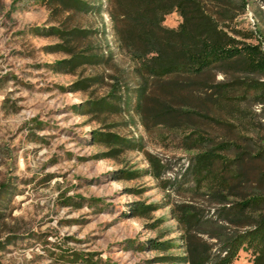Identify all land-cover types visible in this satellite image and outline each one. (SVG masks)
I'll return each mask as SVG.
<instances>
[{
    "label": "trees",
    "instance_id": "trees-1",
    "mask_svg": "<svg viewBox=\"0 0 264 264\" xmlns=\"http://www.w3.org/2000/svg\"><path fill=\"white\" fill-rule=\"evenodd\" d=\"M103 1L45 0L53 14H66L60 26L47 29L49 36L61 40L49 48L68 55L53 65L56 70L75 73L89 66L111 70L82 77L70 86L74 92L92 94L81 112L101 123L94 138L108 151L98 158L142 152L154 167L152 173L162 177L166 172L142 139L113 132L122 123L111 118L127 112H136L146 130H164L178 138L189 155L181 177L165 182L192 195L172 209L183 251L155 260L233 264L242 249H249L254 263L264 264V39L262 33L238 27L252 1L106 0V5ZM104 11L127 61L125 70L115 63L116 53L109 45L103 49L93 43L100 31L72 24L76 14ZM175 12L182 22L177 28L166 26V17ZM98 86H108L107 93L95 97ZM141 175L127 170L119 174L128 179ZM12 188L10 182L0 185V208H8ZM152 208L135 209L145 214ZM5 216L0 209V220ZM15 242L16 237L0 239V251ZM173 244L151 241L149 246L165 252ZM72 256L73 262L98 264Z\"/></svg>",
    "mask_w": 264,
    "mask_h": 264
},
{
    "label": "rangeland",
    "instance_id": "rangeland-1",
    "mask_svg": "<svg viewBox=\"0 0 264 264\" xmlns=\"http://www.w3.org/2000/svg\"><path fill=\"white\" fill-rule=\"evenodd\" d=\"M251 1L238 27L262 33L264 39V0ZM65 17L53 14L45 0H0V185L12 183L14 193L8 208H0L6 215L0 220V239L16 237L0 251V264H82L70 261L73 254L98 264H179L155 259L183 251L172 209L192 195L165 182L181 177L189 155L178 138L146 130L136 112H127L111 118L122 123L113 132L142 139L166 172L162 177L152 173L142 152L129 151L120 159L97 157L108 151L94 138L101 123L81 112L92 94L70 86L111 70H56L53 65L68 55L49 48L61 40L47 29L60 26ZM181 22L175 12L164 24L177 28ZM72 24L100 31L93 43L103 49L109 45L115 63L127 68L107 12L76 14ZM108 88H95V97ZM126 170L142 175L121 178L120 171ZM149 205L157 209L145 214L135 209ZM151 241L174 246L153 250ZM233 264H255L252 251L242 249Z\"/></svg>",
    "mask_w": 264,
    "mask_h": 264
}]
</instances>
